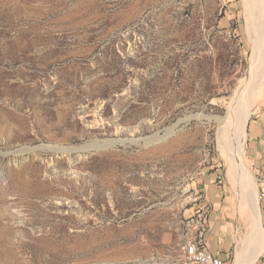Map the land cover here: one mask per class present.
I'll use <instances>...</instances> for the list:
<instances>
[{
    "label": "rangeland",
    "instance_id": "1",
    "mask_svg": "<svg viewBox=\"0 0 264 264\" xmlns=\"http://www.w3.org/2000/svg\"><path fill=\"white\" fill-rule=\"evenodd\" d=\"M250 54L243 0H0V264H182L201 209L232 264L251 215L215 118ZM246 131L264 226V81Z\"/></svg>",
    "mask_w": 264,
    "mask_h": 264
},
{
    "label": "bare ground",
    "instance_id": "2",
    "mask_svg": "<svg viewBox=\"0 0 264 264\" xmlns=\"http://www.w3.org/2000/svg\"><path fill=\"white\" fill-rule=\"evenodd\" d=\"M243 13L251 44L249 66L230 99L222 102L227 109L226 116L215 118L219 123V149L228 158L237 177L239 205L246 207L251 215L249 232L240 246L236 247L232 264H254L264 252V226L257 198L258 184L244 163L246 128L264 81V0H243ZM80 112V118L89 127L105 124L101 108H82ZM117 115L112 118V123L116 134H121L122 130L116 122ZM116 141L123 140L111 142ZM56 150L67 152L69 149L56 147Z\"/></svg>",
    "mask_w": 264,
    "mask_h": 264
},
{
    "label": "built area",
    "instance_id": "3",
    "mask_svg": "<svg viewBox=\"0 0 264 264\" xmlns=\"http://www.w3.org/2000/svg\"><path fill=\"white\" fill-rule=\"evenodd\" d=\"M208 224V217L202 209L197 210L195 217L188 221L191 233L185 239L182 264H227L205 243L204 235Z\"/></svg>",
    "mask_w": 264,
    "mask_h": 264
},
{
    "label": "crops",
    "instance_id": "4",
    "mask_svg": "<svg viewBox=\"0 0 264 264\" xmlns=\"http://www.w3.org/2000/svg\"><path fill=\"white\" fill-rule=\"evenodd\" d=\"M207 247L217 254L223 261H227L233 246V237L225 225L220 224L215 215L210 216L208 228L204 235Z\"/></svg>",
    "mask_w": 264,
    "mask_h": 264
}]
</instances>
